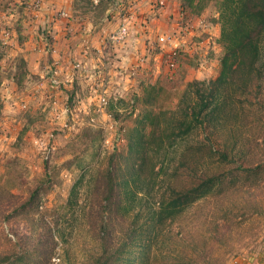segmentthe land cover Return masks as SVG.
I'll return each instance as SVG.
<instances>
[{
  "label": "rangeland",
  "instance_id": "rangeland-1",
  "mask_svg": "<svg viewBox=\"0 0 264 264\" xmlns=\"http://www.w3.org/2000/svg\"><path fill=\"white\" fill-rule=\"evenodd\" d=\"M219 1L193 11L189 0H0V264H92L131 242L145 221H133L137 210L158 209L197 173L264 160V146L253 143L218 167L209 148L188 149L208 131L181 144L156 138L133 182L135 210L122 216L108 191L112 175L120 181L132 168L129 132L139 113L161 111L165 128L187 83L218 75ZM150 84L160 92L147 107L139 99ZM237 121V138L241 130L264 138L245 113ZM262 174L244 172L224 195L165 221L154 264H264Z\"/></svg>",
  "mask_w": 264,
  "mask_h": 264
},
{
  "label": "trees",
  "instance_id": "trees-1",
  "mask_svg": "<svg viewBox=\"0 0 264 264\" xmlns=\"http://www.w3.org/2000/svg\"><path fill=\"white\" fill-rule=\"evenodd\" d=\"M196 1L189 0L190 9L202 11L206 6L205 0ZM218 5V21L221 24L219 41L224 51L219 73L209 80L187 83L178 103L179 114L166 120L165 128H160L161 111L155 113L144 108L139 113L136 125L129 132L130 158L134 160L132 168L123 173L120 181H116L113 175L108 180L110 198H114L122 216L130 215L135 210L133 203L139 193L134 189L133 182L142 178L146 167V150L153 139L159 138L164 145L166 139L171 140L170 144L178 140L181 144L201 130L208 131V141L198 140L196 144H189L188 149L196 146L200 150L209 148V156L218 167L235 162L236 152L253 143L264 146L262 136H247L243 130L241 139L237 138L240 127L237 119L243 113L247 115L249 126L255 122V128L259 132L264 131V0H220ZM159 92V86L150 84L138 99L148 107L156 103ZM149 127H153L152 130ZM228 131L229 136L235 138L233 142L228 139L229 136L223 138ZM262 168L264 160L241 164L237 171L233 168L203 172L200 176L197 173L195 183L181 189L173 188L170 198L163 201L158 209L147 212L137 210L133 221L141 215L145 216V221L142 226H136L131 242L125 240L113 254L99 258L92 264H154L153 239L159 237L165 221L180 216L199 200L224 195L230 187L240 183L244 172L249 177L256 175L258 180L263 175ZM231 171H234L232 182L228 180ZM72 192H75V188ZM129 253L132 256L124 258Z\"/></svg>",
  "mask_w": 264,
  "mask_h": 264
},
{
  "label": "built area",
  "instance_id": "built-area-1",
  "mask_svg": "<svg viewBox=\"0 0 264 264\" xmlns=\"http://www.w3.org/2000/svg\"><path fill=\"white\" fill-rule=\"evenodd\" d=\"M33 3L36 5V6H40L42 4V0H32ZM128 34V30H127V27L126 26H123L119 32H117L114 36V39L118 40V41H121L123 40ZM165 40V37H163L161 39V41H164ZM172 58L169 59V65L171 67H175L176 66V60H175V56L177 55V52L174 51L173 54H172Z\"/></svg>",
  "mask_w": 264,
  "mask_h": 264
},
{
  "label": "crops",
  "instance_id": "crops-1",
  "mask_svg": "<svg viewBox=\"0 0 264 264\" xmlns=\"http://www.w3.org/2000/svg\"><path fill=\"white\" fill-rule=\"evenodd\" d=\"M73 26H71L70 28H72ZM220 34H221V32H220V29L218 30V33H217V37L219 38L220 37ZM217 38V39H218ZM39 40H40V38H39Z\"/></svg>",
  "mask_w": 264,
  "mask_h": 264
}]
</instances>
